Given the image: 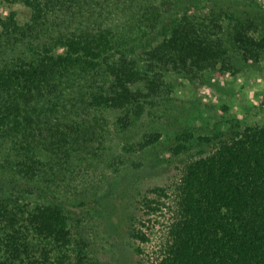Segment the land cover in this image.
Returning a JSON list of instances; mask_svg holds the SVG:
<instances>
[{"label": "trees", "instance_id": "obj_1", "mask_svg": "<svg viewBox=\"0 0 264 264\" xmlns=\"http://www.w3.org/2000/svg\"><path fill=\"white\" fill-rule=\"evenodd\" d=\"M263 55L264 0H0V264H142L160 214L154 264H264V124L168 107Z\"/></svg>", "mask_w": 264, "mask_h": 264}, {"label": "rangeland", "instance_id": "obj_2", "mask_svg": "<svg viewBox=\"0 0 264 264\" xmlns=\"http://www.w3.org/2000/svg\"><path fill=\"white\" fill-rule=\"evenodd\" d=\"M251 64L235 75L226 73L214 77L212 85L182 80L168 107L183 116L188 114L190 122L199 126L195 129L197 133H204L202 129L212 132L215 120L230 115L247 124H264V55ZM167 220V214H160L153 221H147V225H141L150 235L148 241L138 243L143 250L142 264H154L158 258Z\"/></svg>", "mask_w": 264, "mask_h": 264}]
</instances>
